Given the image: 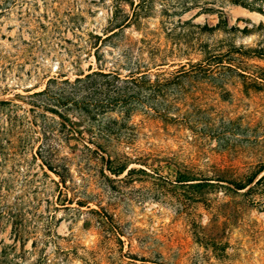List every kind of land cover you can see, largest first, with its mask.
<instances>
[{"label":"rangeland","instance_id":"obj_1","mask_svg":"<svg viewBox=\"0 0 264 264\" xmlns=\"http://www.w3.org/2000/svg\"><path fill=\"white\" fill-rule=\"evenodd\" d=\"M260 167L264 0H0V264H264Z\"/></svg>","mask_w":264,"mask_h":264},{"label":"trees","instance_id":"obj_2","mask_svg":"<svg viewBox=\"0 0 264 264\" xmlns=\"http://www.w3.org/2000/svg\"><path fill=\"white\" fill-rule=\"evenodd\" d=\"M261 51V49L254 50L252 53H254L256 57L262 58L261 56H263V53H261ZM186 65H188L187 69L185 68ZM220 66L222 65H218V63H188L181 65L177 71L171 74V78L164 77L163 72L160 73V75H158L154 81L148 83L150 96L154 100V105L152 108H150V112L163 121L172 120L170 117H168V112L174 108L175 105L172 104L174 102H171V104L163 107L159 104L160 99L162 101L167 100V97H169L172 92H174L175 98H178L177 90H175V88L169 87V82L173 80L178 83L182 78H187L190 76L213 75L219 70ZM138 75L139 72H130L125 77V79H120L119 73L115 71L103 73L101 69H98L97 71L83 75V78L91 79L86 85L87 88L92 89L97 93H104L106 95L112 96L111 100L107 102L110 106H112L114 104L127 103L129 100L134 98L135 94H137L135 90L140 86V80L143 78L142 76H145L144 74L140 75V77ZM80 79L81 78H77L76 81H79ZM262 171H264V167H260L258 169V173ZM262 179H264V175L260 177L256 183ZM237 189H242V187Z\"/></svg>","mask_w":264,"mask_h":264}]
</instances>
